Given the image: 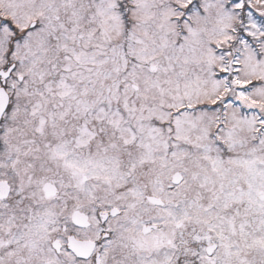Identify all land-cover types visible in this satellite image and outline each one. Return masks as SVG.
<instances>
[{
    "label": "snow or ice",
    "instance_id": "1",
    "mask_svg": "<svg viewBox=\"0 0 264 264\" xmlns=\"http://www.w3.org/2000/svg\"><path fill=\"white\" fill-rule=\"evenodd\" d=\"M0 264H264V0H0Z\"/></svg>",
    "mask_w": 264,
    "mask_h": 264
}]
</instances>
